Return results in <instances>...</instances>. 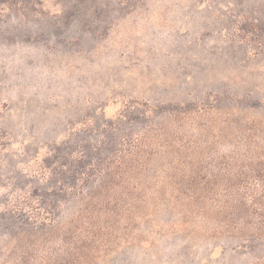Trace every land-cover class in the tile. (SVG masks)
Wrapping results in <instances>:
<instances>
[{
    "label": "rangeland",
    "instance_id": "1",
    "mask_svg": "<svg viewBox=\"0 0 264 264\" xmlns=\"http://www.w3.org/2000/svg\"><path fill=\"white\" fill-rule=\"evenodd\" d=\"M0 264H264V0H0Z\"/></svg>",
    "mask_w": 264,
    "mask_h": 264
}]
</instances>
